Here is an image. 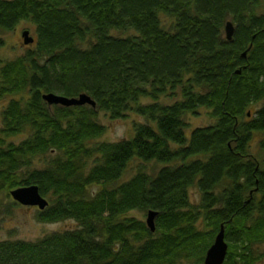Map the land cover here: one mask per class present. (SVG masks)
Here are the masks:
<instances>
[{"label": "trees", "instance_id": "trees-1", "mask_svg": "<svg viewBox=\"0 0 264 264\" xmlns=\"http://www.w3.org/2000/svg\"><path fill=\"white\" fill-rule=\"evenodd\" d=\"M22 22L33 43L0 59V193L36 184L49 201L37 218L78 226L2 241L0 264H203L222 223L223 264H258L264 156L248 147L264 131V0H0V32ZM46 92L96 106L49 105ZM200 108L213 122L188 133ZM99 110L147 121L129 139L96 140ZM133 159L165 166L122 180ZM149 209L155 231L128 215Z\"/></svg>", "mask_w": 264, "mask_h": 264}, {"label": "rangeland", "instance_id": "rangeland-1", "mask_svg": "<svg viewBox=\"0 0 264 264\" xmlns=\"http://www.w3.org/2000/svg\"><path fill=\"white\" fill-rule=\"evenodd\" d=\"M24 30H30L29 25L26 22L20 23L14 30L0 32V38L3 39V44L0 46V59L8 60L23 53L28 45L23 42L22 32ZM118 33V32H116ZM30 34H32L30 30ZM179 97V90L174 95L171 91L164 95H161L158 99L160 104H171ZM7 99L0 100V111L6 104ZM153 99L149 97H142L140 103L142 105L150 104ZM257 106L249 107V114L254 116ZM251 111V112H250ZM98 120L105 125V131L96 140L106 141H119L123 139H129L134 134V123H146L147 119L133 110L126 112L123 118L112 119L109 115L103 111H98ZM188 122V133L191 129L201 126H206L213 122L212 117L209 115L208 110L205 108L199 109L198 115L189 114L186 117ZM264 139V131L256 132L252 136L249 143V153L258 159H262L264 156L263 149L261 147L262 140ZM253 156H250L253 158ZM139 166L154 175L156 171L165 166L163 163H156L155 161L144 162L139 159H133L122 180H126L135 174ZM92 190H98V186H93ZM9 194V192H8ZM191 201L197 204L200 200V196L195 188L190 191ZM38 208L35 206H23L15 202L10 194L6 195L5 192L0 193V242L9 240H23V241H37L42 237L67 229H73L78 226L77 221L74 219H66L58 222H44L37 218ZM130 216H136L142 219L146 223L147 211L132 210L128 213ZM258 253L260 254L258 264H264V242L257 244ZM182 263L183 262V259ZM186 264V263H185Z\"/></svg>", "mask_w": 264, "mask_h": 264}, {"label": "water", "instance_id": "water-1", "mask_svg": "<svg viewBox=\"0 0 264 264\" xmlns=\"http://www.w3.org/2000/svg\"><path fill=\"white\" fill-rule=\"evenodd\" d=\"M225 33L227 39L232 38V35L234 33V25L232 21L226 22ZM22 37L24 40V44H31L34 41V38L30 35L28 30H24L22 32ZM251 46L252 44L246 51L242 53L243 57H246L247 51L250 49ZM237 72H240V70H237ZM42 98L49 105L60 104L64 106H78L88 104L92 107L96 106V102L92 99V97L84 92L72 97L57 94L54 92H46L42 94ZM9 194L15 202L23 206H35L39 210H43L49 204L48 199L40 193L39 187L36 184L11 189L9 191ZM157 215L158 212L154 209H149L147 211L146 224L151 231H155L156 229L155 219ZM227 251L228 242L225 239V226L222 223L220 225L219 231L217 232L214 238L213 243L206 251L203 264H223L226 258Z\"/></svg>", "mask_w": 264, "mask_h": 264}]
</instances>
